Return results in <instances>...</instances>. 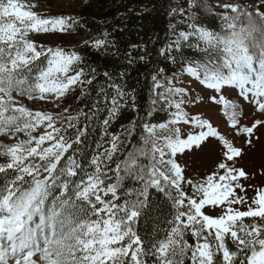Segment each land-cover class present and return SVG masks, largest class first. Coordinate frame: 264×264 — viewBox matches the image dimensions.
Instances as JSON below:
<instances>
[{
  "label": "snow or ice",
  "instance_id": "snow-or-ice-1",
  "mask_svg": "<svg viewBox=\"0 0 264 264\" xmlns=\"http://www.w3.org/2000/svg\"><path fill=\"white\" fill-rule=\"evenodd\" d=\"M37 7L0 0V264H264V0L171 7L181 19L155 58L172 67L154 65L147 117L117 132L109 128L128 95L138 111L135 95L105 71L93 98L96 69L77 51L109 48V33L71 48L37 43L35 34L85 28ZM138 49L142 62L152 55L135 44L129 55ZM69 95L88 103L64 106ZM25 98L54 107L33 110ZM157 111L169 118L151 122ZM157 200L168 211L142 234Z\"/></svg>",
  "mask_w": 264,
  "mask_h": 264
},
{
  "label": "trees",
  "instance_id": "trees-1",
  "mask_svg": "<svg viewBox=\"0 0 264 264\" xmlns=\"http://www.w3.org/2000/svg\"><path fill=\"white\" fill-rule=\"evenodd\" d=\"M27 1L30 0H23L25 3ZM172 4L173 0H85L80 6L70 11L47 13L45 10L40 12L45 15L71 14L79 18L80 23L84 24L85 28L77 27L74 33L43 34L40 37H35L37 43H44L53 47L60 45L71 48L73 45L78 44L81 39H88L104 31L109 33V39L113 41V45L109 48L94 51L90 47H80L77 51L85 57L84 63L86 65L96 69L97 80L92 89L93 98H95V89L101 84L108 83L103 76L105 71L112 74L116 83L124 86L125 92L134 93L135 95L138 111L132 108V95H128L126 97V107L122 109L119 117L109 128L111 132L120 131L122 125L128 127L130 122L137 119V117H147L153 67L156 64L165 68L172 67L167 62L157 61L155 58L156 49L165 43V34L169 22H176L174 17L168 16ZM213 8L215 12L221 11L219 7L213 6ZM206 22L211 27L219 30L220 21L215 15L207 16ZM134 44L146 45L147 52L152 55L147 56L143 62L139 60L141 55H146L143 50L138 49L129 55L130 46ZM186 54L189 56L197 55L192 50H187ZM122 72L125 73L123 78L120 77ZM75 95H79V90L76 91ZM67 98L66 106L71 105L73 109L83 107L88 103L87 98L79 102L72 95ZM121 103H124V100H121ZM106 114V112L101 114V120ZM168 117L167 113L157 111L151 118V122H163ZM101 134L99 126L94 125L90 130L86 144L90 143L91 148L94 149ZM138 136L139 132L134 134L129 147L132 143L137 142ZM153 193L155 199L154 190ZM157 203L160 205V210L153 212L151 218H145L139 222L142 234L143 232H150L157 218L159 217L162 220L168 211L167 207L159 200H157ZM245 221L250 223L251 218H245ZM188 239L191 242L190 236ZM186 264H190V262H186Z\"/></svg>",
  "mask_w": 264,
  "mask_h": 264
},
{
  "label": "rangeland",
  "instance_id": "rangeland-1",
  "mask_svg": "<svg viewBox=\"0 0 264 264\" xmlns=\"http://www.w3.org/2000/svg\"><path fill=\"white\" fill-rule=\"evenodd\" d=\"M84 1L85 0H30V1H27V3L31 2V3L38 5V7L36 8L38 12H42V11L44 12L46 10L47 13L48 12L51 13V12H59L63 10L70 11L73 8L80 6ZM178 2L179 0H173L172 7L176 6ZM258 2L259 0H208V3L210 5L216 6V7H219L220 4H225V3H238V4L243 5V4H257ZM173 17L175 21L178 19H181V17L179 16H173ZM40 35L42 36L43 34H35V37H40ZM44 35H47V34H44ZM188 87H192V85L188 84ZM228 98L236 99V93L233 92L232 95L229 96ZM67 100L68 98L66 99V101H64V106H66ZM23 102L26 104V106L32 108L33 110H39V109L52 110V108L54 107V104L51 101L28 102L25 98ZM241 103L244 104V107L246 109L249 107L246 104V102L241 101ZM221 107L222 106L214 105L213 108L211 109V112H212L213 118L217 122H220L222 125H224L226 124V117L223 116ZM250 182L253 184L259 185V180L257 179H254ZM248 194L249 196H251L253 195V192L249 191Z\"/></svg>",
  "mask_w": 264,
  "mask_h": 264
}]
</instances>
